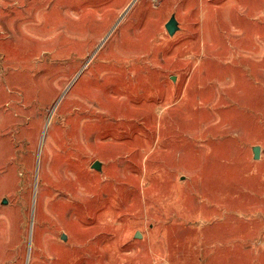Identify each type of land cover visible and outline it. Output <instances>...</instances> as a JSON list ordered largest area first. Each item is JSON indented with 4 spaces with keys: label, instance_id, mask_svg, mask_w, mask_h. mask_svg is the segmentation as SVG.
Instances as JSON below:
<instances>
[{
    "label": "rangeland",
    "instance_id": "374dc122",
    "mask_svg": "<svg viewBox=\"0 0 264 264\" xmlns=\"http://www.w3.org/2000/svg\"><path fill=\"white\" fill-rule=\"evenodd\" d=\"M0 264H264V0H0Z\"/></svg>",
    "mask_w": 264,
    "mask_h": 264
},
{
    "label": "water",
    "instance_id": "95a60500",
    "mask_svg": "<svg viewBox=\"0 0 264 264\" xmlns=\"http://www.w3.org/2000/svg\"><path fill=\"white\" fill-rule=\"evenodd\" d=\"M166 29H167V32L171 37H175V35L180 31V28H179V23L177 21V17L176 15H173L170 22L168 23V25L166 26ZM260 152H261V149L259 148H254V154H255V161H259L260 160ZM93 169L95 171H98V172H102V168H101V163L97 162L94 166H93ZM8 202H6V200L4 201V206L7 205ZM138 240H140L142 237L140 234L137 235L136 237ZM63 241L66 242V237H63Z\"/></svg>",
    "mask_w": 264,
    "mask_h": 264
},
{
    "label": "bare ground",
    "instance_id": "6f19581e",
    "mask_svg": "<svg viewBox=\"0 0 264 264\" xmlns=\"http://www.w3.org/2000/svg\"><path fill=\"white\" fill-rule=\"evenodd\" d=\"M50 123H51V121H50ZM49 125H51V124H49ZM48 131V128L46 129V132Z\"/></svg>",
    "mask_w": 264,
    "mask_h": 264
}]
</instances>
